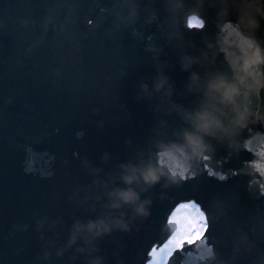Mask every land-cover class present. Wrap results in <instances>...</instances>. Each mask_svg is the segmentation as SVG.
Masks as SVG:
<instances>
[{"label": "water", "instance_id": "95a60500", "mask_svg": "<svg viewBox=\"0 0 264 264\" xmlns=\"http://www.w3.org/2000/svg\"><path fill=\"white\" fill-rule=\"evenodd\" d=\"M134 7L137 20L129 19ZM146 7L158 13L151 23H144ZM164 16L158 0H0V57L15 40L24 55L22 65L40 64L44 71L27 82L0 80L2 104L17 97L10 113L0 115V135L8 133L13 149L29 160L26 164L9 156L0 164V264H88L90 248L103 264H145L150 246L166 236L162 221L180 197L195 199L207 209V246L213 252L192 246L168 264H264V176L251 168L258 148L264 152V123L250 118L231 148L218 144L187 160L173 156L162 162L157 155L163 150L161 135L181 127L179 117L200 102L198 95L186 91V74L178 63L180 54L196 55L202 47L198 30L181 27L185 45L176 49ZM26 25V32L17 31L15 39L3 35ZM259 25L242 30L226 20L219 40L221 59L237 63L249 44L264 45V19ZM32 34L38 39L28 48ZM11 65L3 62L6 69ZM257 72L256 78L264 81V67ZM160 76L167 77L171 97L152 91ZM142 84L148 85L147 93ZM254 87L242 102L264 107V87ZM36 88L49 89L50 96L36 104L35 116H60L64 110L67 116L42 120L40 126L21 120L19 109L29 106L19 99L35 98L29 93ZM154 154L153 163L159 160L156 166L174 179L133 186L143 189L140 200L148 202V216L136 218L127 234L112 231L89 246L78 238L68 247L77 221L117 215L102 206L90 185L108 193L121 183V165L127 167L133 157L152 160ZM122 213L126 219L130 215L127 207ZM223 237H232L227 248L217 242ZM79 247L83 253L76 251Z\"/></svg>", "mask_w": 264, "mask_h": 264}, {"label": "clouds", "instance_id": "9594fccd", "mask_svg": "<svg viewBox=\"0 0 264 264\" xmlns=\"http://www.w3.org/2000/svg\"><path fill=\"white\" fill-rule=\"evenodd\" d=\"M148 2L152 4L154 0ZM158 2L163 7L165 13L163 22L170 29L169 38L175 41L176 49H182L185 45L181 27L192 28L188 24L192 17H198L202 21L200 30L196 32L202 47L196 49V55L182 53L178 56L180 70L186 74L185 89L189 94L198 95L200 102L193 109L185 110L184 115L179 117L183 129L178 137L174 136L173 143L163 145L162 151L171 153L165 158L179 156L187 160L198 154L208 153L218 144L233 147L235 137L250 118L254 117L257 122L264 123V107L252 108L242 102L247 100L250 92L256 91L254 85L264 87V81L256 78L259 75L257 68L264 67V45L254 41L249 44L237 63H225L219 53L221 26L226 20H233L242 30L259 28V20L264 19V0H158ZM145 12L147 16L144 23H151L158 18L155 8H146ZM129 19H139L136 7L129 11ZM140 87L143 92H148V85L142 84ZM152 91L172 96L171 86L164 76L155 80ZM160 152L157 153L158 156ZM157 164L159 160L151 165H145L142 170L136 172H129L125 165H121L125 171L120 177V182L125 187L112 189L106 195V207L109 212L118 214L89 219L84 223L77 221L73 224V232L69 235L67 246L76 244L78 238L85 246H89L95 239L112 231L127 234L136 218H146L148 202L140 200V195L133 186L150 187L161 179H174L168 176L166 171L158 168ZM256 165L260 167L257 168ZM251 168L253 173L264 176V152L251 163ZM261 195H264V192ZM124 207L130 211L127 219L121 211ZM162 229L166 232V225H163ZM217 242L227 248L232 244V237L228 241L223 237ZM76 251L83 253L84 247H79ZM94 251L95 248L89 249L88 264H103L102 257L91 255ZM56 254L59 256L61 252L57 251Z\"/></svg>", "mask_w": 264, "mask_h": 264}, {"label": "snow or ice", "instance_id": "6c2138e0", "mask_svg": "<svg viewBox=\"0 0 264 264\" xmlns=\"http://www.w3.org/2000/svg\"><path fill=\"white\" fill-rule=\"evenodd\" d=\"M194 21L195 17L189 19L188 24L190 27L201 26L198 22L194 24ZM182 129L183 125L171 133L162 134V138L158 140V143L161 145L173 143L174 136L178 137ZM170 155L171 153L168 151H161L159 153L162 162L165 156ZM154 159L155 154L152 160L130 158L126 164L127 170L129 172L142 170L145 165H151ZM203 159L207 160L208 157L204 156ZM256 167L259 168L260 166L256 165ZM209 174L211 175L212 173ZM173 175H177V173L173 172ZM179 176L181 180L186 178L183 171L179 173ZM220 179L223 180L224 177L221 176ZM124 187L122 183H115L113 185V189H123ZM136 192L138 195H141L142 191L136 190ZM162 223L166 225L167 234L162 240L150 246L146 253L148 258L147 264H168L174 255L183 254L190 250L192 246H207L208 237L206 236V232L209 229V216L207 215V209L202 208L195 199L180 197L166 214V218ZM206 250L210 255L213 252L211 246H207Z\"/></svg>", "mask_w": 264, "mask_h": 264}]
</instances>
